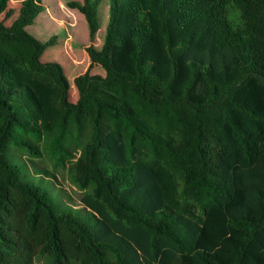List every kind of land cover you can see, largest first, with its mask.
I'll return each instance as SVG.
<instances>
[{
  "label": "trees",
  "instance_id": "obj_1",
  "mask_svg": "<svg viewBox=\"0 0 264 264\" xmlns=\"http://www.w3.org/2000/svg\"><path fill=\"white\" fill-rule=\"evenodd\" d=\"M9 1L0 264H264V0H109L100 47L101 0H70L90 40L75 100L43 57L56 36L27 28L43 0H22L11 23Z\"/></svg>",
  "mask_w": 264,
  "mask_h": 264
},
{
  "label": "rangeland",
  "instance_id": "obj_2",
  "mask_svg": "<svg viewBox=\"0 0 264 264\" xmlns=\"http://www.w3.org/2000/svg\"><path fill=\"white\" fill-rule=\"evenodd\" d=\"M70 0H43L46 9L41 12L36 20L29 25L28 30L41 40H48L55 37L57 43L55 46L48 48L44 53V59H57L65 67V72L71 82V98H77V91L74 85L75 76L84 72L89 65L88 53L85 47L90 43L89 29L85 15L77 8L69 5ZM82 1V0H81ZM22 0H10L8 8L13 9V16L9 20L11 23L19 13ZM109 16V0H101L98 6V17L100 20V29L95 38V45H102L104 32ZM93 73L104 74L99 66L92 68ZM7 156L16 161L22 168L27 166L26 159L20 154L12 155L11 151L7 152ZM31 173V171H28ZM42 187L49 189L52 194L58 198L62 197L60 189L53 181L45 177L32 176ZM59 182L66 185L67 189L72 192L76 201L79 200L80 192L75 189L72 180L67 171H61ZM42 262L43 259L40 258Z\"/></svg>",
  "mask_w": 264,
  "mask_h": 264
}]
</instances>
